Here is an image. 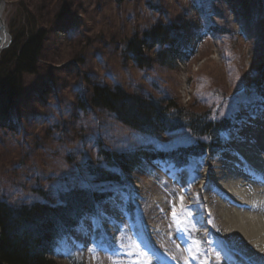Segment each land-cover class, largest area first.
I'll return each instance as SVG.
<instances>
[{
    "label": "rangeland",
    "instance_id": "374dc122",
    "mask_svg": "<svg viewBox=\"0 0 264 264\" xmlns=\"http://www.w3.org/2000/svg\"><path fill=\"white\" fill-rule=\"evenodd\" d=\"M242 1L250 11L246 19L252 22V29L243 30L234 1L223 0L235 31L215 36L208 30L210 19L201 16L196 7L211 4L208 0H4L12 47L19 48L41 30L45 37L36 73L23 76L24 93L11 115L16 127L0 128V199L13 203L41 200L32 191L36 187L56 201L58 188L81 186L86 181L88 164L100 159L98 142L105 149L129 150L150 143L139 138L153 141L129 130L107 111L88 105L94 84H120L129 93L146 98L173 99L193 111L210 110L215 119L227 101L234 103L243 93L251 96L256 86L264 84V0ZM208 9L212 20L220 23L212 5ZM156 23H172L189 37L201 34L189 38L194 42V53L190 47L185 53L190 59L178 56L173 64L156 62L153 67L139 68L128 53L122 54L129 38H141ZM155 49L144 46L152 59ZM5 52L0 51L1 67L11 65L5 62L9 60L4 58ZM260 119L246 124L242 139L237 135L229 139L232 147L249 144L246 128ZM183 137L184 132H177L155 141L165 145ZM234 153L231 149L206 167L199 189L191 190L188 175L180 182L163 177L161 165L137 171L132 187L135 217L127 202L110 199L96 218H87L69 240L61 241L59 250L89 264H97V260L100 264H154L157 257H171L174 264H225L218 241H227L236 251L253 257L251 264H261L253 247L219 213L222 200L227 209L233 205L221 192L219 174L222 160ZM174 206L177 217L172 215ZM185 209L193 210L191 220L185 218ZM178 217L183 228L199 225L205 241L190 245L184 240ZM94 222L112 241L110 248L92 242ZM219 233L225 237H218ZM142 252L147 255H140ZM61 260L57 263L70 264L65 256Z\"/></svg>",
    "mask_w": 264,
    "mask_h": 264
},
{
    "label": "trees",
    "instance_id": "16d2710c",
    "mask_svg": "<svg viewBox=\"0 0 264 264\" xmlns=\"http://www.w3.org/2000/svg\"><path fill=\"white\" fill-rule=\"evenodd\" d=\"M217 1L208 0L211 4L204 3L198 10L201 16L210 19L207 11L212 5L220 23L215 19L210 27L215 34L227 35L235 31V25L229 20L226 2ZM233 1L241 15L240 27L251 30L250 21L246 19L249 9L242 0ZM176 27L172 23H156L145 29L141 38L136 35L129 38L122 54L128 53L139 68L153 67L156 62L168 65L186 42V36ZM44 32H37L19 48L10 45L6 49L4 58L9 60L5 62L11 65L0 66V128L8 124L16 127L11 115L24 93L23 76L36 73ZM143 44L149 49L156 48L155 59L143 52ZM87 102L93 109L107 111L129 130L152 137L153 141L129 150L105 149L98 142L100 159L88 164L86 181L81 186L58 188L56 201H50L46 192L36 187L32 191L41 196V200L13 203L0 199V264H58L47 254L54 253L57 242L67 237L68 231L79 228L87 217L96 216L113 196L112 191L97 190L93 186L126 188L129 192L124 175H132L145 161L162 163L173 171H190L198 183L208 162H215L226 151V136L236 133L251 116L264 112V84L256 86L251 96L243 93L234 103L227 101L216 119L210 110L197 112L178 105L173 99L146 98L129 93L120 84L113 87L94 84ZM177 132H184L183 140L165 145L155 141L158 136H172ZM132 208L133 204L129 203L128 209L132 211ZM187 232L190 241L203 236L197 229ZM94 241L110 246L100 229L96 230ZM70 261L86 264L75 256H71Z\"/></svg>",
    "mask_w": 264,
    "mask_h": 264
},
{
    "label": "bare ground",
    "instance_id": "6f19581e",
    "mask_svg": "<svg viewBox=\"0 0 264 264\" xmlns=\"http://www.w3.org/2000/svg\"><path fill=\"white\" fill-rule=\"evenodd\" d=\"M4 10L3 2L0 11L5 24ZM240 151L245 157H238L237 161L241 160L245 167L234 159L223 162L220 167V185L233 205L227 209L222 200L219 213L224 222L232 223L264 264V150L255 153L240 145Z\"/></svg>",
    "mask_w": 264,
    "mask_h": 264
},
{
    "label": "snow or ice",
    "instance_id": "6c2138e0",
    "mask_svg": "<svg viewBox=\"0 0 264 264\" xmlns=\"http://www.w3.org/2000/svg\"><path fill=\"white\" fill-rule=\"evenodd\" d=\"M139 139L141 140L142 143L150 142L147 138H139ZM93 187L101 191H105V190L112 191L113 196L111 197V199H113V202L119 201L120 204H125L129 199L133 198V194L128 192L126 188L106 189L104 185H97ZM180 201H181V207L183 208L184 207L183 196L180 197ZM185 211L187 215L191 216L192 213L190 209H185ZM172 215L173 217H177L175 206L173 207ZM218 243L220 245L221 251L224 252L225 264H250L251 260L253 259V257L247 256L243 252L236 251L234 249V246L230 245L229 242L227 241H218ZM129 255H131V253H129ZM140 255L146 256L147 253L142 252L140 253ZM216 256L219 258L220 253L217 252Z\"/></svg>",
    "mask_w": 264,
    "mask_h": 264
},
{
    "label": "water",
    "instance_id": "95a60500",
    "mask_svg": "<svg viewBox=\"0 0 264 264\" xmlns=\"http://www.w3.org/2000/svg\"><path fill=\"white\" fill-rule=\"evenodd\" d=\"M4 2V0H0V6ZM5 4V3H4ZM6 24V23H5ZM4 24V21L1 16L0 11V51L6 49L11 43V36L7 29V25Z\"/></svg>",
    "mask_w": 264,
    "mask_h": 264
}]
</instances>
